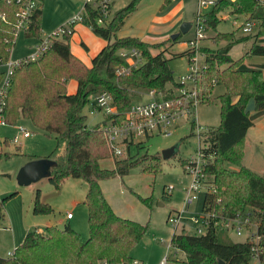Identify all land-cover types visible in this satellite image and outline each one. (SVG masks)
<instances>
[{
	"label": "trees",
	"instance_id": "obj_1",
	"mask_svg": "<svg viewBox=\"0 0 264 264\" xmlns=\"http://www.w3.org/2000/svg\"><path fill=\"white\" fill-rule=\"evenodd\" d=\"M140 1L131 0L118 9L104 26L96 24L92 15L85 19L84 24L106 40L90 66L71 52V35L64 34L53 39L38 60L20 64L11 74L4 117L9 124H15L19 119L29 120L34 127L65 142L63 161L56 160L48 179L55 186L66 177L80 178L86 183L83 203L87 208L89 236L84 241L68 224L63 228L49 225L45 232L29 230L9 257L0 256V264H121L134 260L131 250L146 234L149 223L143 224L114 212L100 182L125 176L138 166L144 171L157 173L161 169L162 154L146 152L125 158L112 157L113 168H102L99 162L111 156L109 147L98 123L87 125L82 109L93 95L103 91L111 95L112 104L123 112L151 90L169 95L175 87L181 86L164 51L152 53V45L139 37H116ZM224 10L256 17L262 22L255 34L238 37L236 31L218 33L215 38L225 40L224 46L217 49L201 47L207 68L197 76L196 82L202 98L209 101L216 85L213 80L226 84V91L219 97L221 124L204 133L210 145L208 151L216 153L217 157L204 170L207 190L202 212L213 213L216 220L249 216L251 223L253 220L256 223L255 232L260 240L256 244L248 237L245 242H235L230 238L229 230L215 225L211 219L204 234L175 230L171 242L186 254L184 259L175 260V264H221V261L223 264H251L255 258L259 264H264V175L242 163L247 133L254 125L251 112L246 113L245 108L250 99L255 98L256 110H264V75L258 69H240L242 60H234L229 54L234 44L251 39L247 55H264V45L257 42L258 36L264 34V6L258 0H236L233 3L223 0L207 14L208 30L217 27L218 14ZM4 11L7 19L0 18V63L9 59L14 45L10 21L15 5L0 2V12ZM41 14V10L36 11L33 23L24 34L26 37L40 36ZM131 48L142 52L144 63L123 72L130 62L119 52ZM185 53L190 57L193 50L188 49ZM3 73L1 68L0 79ZM68 79L76 82L72 93L67 92ZM141 147L139 144L138 148ZM227 163L238 168L231 169ZM150 199L141 197L149 207ZM32 210L34 214H46L52 210L40 201L39 190L35 192ZM253 244L258 246L257 253L252 251Z\"/></svg>",
	"mask_w": 264,
	"mask_h": 264
},
{
	"label": "rangeland",
	"instance_id": "obj_2",
	"mask_svg": "<svg viewBox=\"0 0 264 264\" xmlns=\"http://www.w3.org/2000/svg\"><path fill=\"white\" fill-rule=\"evenodd\" d=\"M131 0H117L113 10L128 5ZM40 36L26 37L22 32L15 38V43L10 50L9 61L16 62L30 56L37 45L42 43L49 34L59 29L77 15L82 7V0H42ZM212 8L205 11H211ZM197 12V0H141L138 8L125 21L124 26L116 33L117 38L126 36L139 37L146 40L152 53L164 51L170 59L177 82H182L183 77L191 73L190 57L185 53L188 50L189 40L195 37V29L182 33L176 40L172 36L180 31L183 22H193ZM220 21L216 28L207 30V37L200 42L202 46L217 49L226 44L225 40L216 39L218 33L236 31L238 37L246 35L242 25L246 20L245 15L233 14L224 10L218 14ZM76 29L83 28L84 33L76 29L69 39L70 47L76 51L86 49L82 40L94 47L92 40L99 42L106 40L93 33L85 24H75ZM85 29V30H84ZM80 34V35H78ZM90 36V37H89ZM61 37V36H60ZM82 38V39H81ZM252 45V40L237 42L229 54L234 60H242L239 68L242 70L258 69L264 75V55H247ZM199 65H204V53L198 52ZM3 70L7 69L4 65ZM194 79H187L186 84L192 85ZM75 83L68 79V89ZM226 91L224 81L218 82L211 93L209 101L205 99L198 104L196 109V126H192L194 119L183 118L174 129L172 136L154 135L144 139L142 147H132L131 156L161 153L164 149L177 146V153L169 159H162L159 172L144 171L142 166L134 167L125 176H114L101 181L105 194L113 199L114 207L121 213L120 216L149 223V229L138 244L131 250V256L141 264H161L168 257L167 264H175V260L184 259L185 252L178 250L171 242L173 234L178 228L179 232L185 229L187 233L195 234L197 225L194 218L202 213V205L206 193V186L202 185L198 191L191 192L195 200L188 201V189L193 183V174L185 171V160L196 156L199 149L198 133L214 129L221 124L220 95ZM148 97H145L147 99ZM90 98L83 109L88 126H94L103 120L102 112H92ZM252 113L256 120L254 127L245 140L243 165L264 175V110H255ZM16 127L25 128L30 132L29 137L20 140L15 145L4 139L17 135ZM199 129V130H198ZM4 141V142H2ZM65 142L57 139L55 135L34 127L29 120L19 119L15 124L0 126V256L9 257L13 250L23 241L29 230L38 229L45 232L49 225L63 228L68 224L65 215L72 212L74 219L69 221V226L86 241L89 236L87 222V208L83 203L86 193V183L80 178L66 177L58 186L52 184L47 177L41 178L28 185H19L16 176L19 169L27 162L39 158L63 161ZM102 168L112 169V156L99 162ZM227 167L237 169V165L227 163ZM174 190L168 194V187ZM36 190H39L40 201L51 207V212L46 214L33 213V200ZM104 194V193H103ZM104 194V196H105ZM106 197V196H105ZM141 197H151L150 207ZM3 205H1L2 201ZM108 200V199H107ZM114 211V210H113ZM171 218L180 214L179 226L175 227ZM119 215V214H118ZM175 216V218H174ZM255 221L242 229L239 234L230 231V238L235 242H245L256 230ZM101 264V263H100ZM251 264H259L255 258Z\"/></svg>",
	"mask_w": 264,
	"mask_h": 264
},
{
	"label": "built area",
	"instance_id": "obj_3",
	"mask_svg": "<svg viewBox=\"0 0 264 264\" xmlns=\"http://www.w3.org/2000/svg\"><path fill=\"white\" fill-rule=\"evenodd\" d=\"M42 0H0V2L11 3L15 5V11L11 13L13 15L10 24L12 26V33L15 43V38L19 33L25 34L33 23V17L36 11L41 10L40 2ZM117 0H82V7L80 12L75 15L69 22L53 33L49 34L42 40L40 45L35 47V51L27 57H24L16 62L7 60L5 63H0V69L6 65L7 69L3 70L4 73L0 79V126L9 124L4 117V106L7 91L10 85V76L13 73L15 67L22 63L38 60L46 51L51 41L56 38H61L64 34L72 35L75 24L84 21L90 15L93 16L94 21L99 26H104L110 22L114 15L113 7ZM175 1V0H170ZM223 0H197V12L195 20L192 22V27L195 29V37L186 43L188 49L193 50L190 55L191 73L189 77H183L181 86L175 87L171 94L167 95L162 91L151 90L142 99L134 102L130 108L123 112H120L118 107L112 104L111 95L106 92H100L93 95V102L91 103L92 112H102L104 118L98 123V128L102 131L109 151L112 157L125 158L132 154V147L134 145H141L144 139H149L154 135L172 136L174 129L177 127L178 122L183 118L194 119L192 126H196L195 115L196 109L199 103L203 101L201 96V90L197 85V76L206 70L207 65L204 62L203 66L199 65L198 52L200 50V42L207 37V13L206 10L213 8L219 2ZM229 2H235L236 0H227ZM260 4L264 6V0H258ZM246 16V20L242 25L244 33L255 34L258 32L261 19L256 17ZM7 12H0V18L6 21ZM191 27V28H192ZM61 36V37H60ZM257 42L264 45V34L259 35ZM11 50V49H10ZM120 55L128 58L130 62L129 67H124L123 72L128 71L132 67H138L144 63L142 52L137 48L122 49L119 52ZM205 60V54H204ZM194 79L193 84L190 86L186 84L187 79ZM213 84H217V80L212 81ZM145 97H148L145 99ZM90 103V102H89ZM195 122V123H194ZM12 125V124H10ZM17 135L10 139H4L15 145L20 144V140L29 137L30 132L22 127H16ZM199 130V129H198ZM203 132L198 133L199 137V149L196 156L185 160V171L193 174L194 180L190 188L188 189V201L191 203L195 200V196H191V192L198 191L204 183V170L205 168L217 157L216 153L208 151L210 145L206 142ZM2 141V142H4ZM206 186V185H205ZM173 186L168 187V192L172 193ZM72 213H66V218L70 219ZM175 218V216H174ZM211 219H214V224L227 229L229 231H236L241 233L242 229L251 224V218L249 216L236 218V219H221L216 220L213 213L202 212L194 218V223L197 225L195 234H204L210 227ZM175 224V227L179 226L180 214L177 218H169ZM178 230V228H176ZM251 240L256 244L260 240V236L256 232L250 236ZM252 245V251L257 253L258 246ZM11 255V254H10ZM168 257L161 264H167ZM121 264H141L138 260L134 259L129 263Z\"/></svg>",
	"mask_w": 264,
	"mask_h": 264
},
{
	"label": "water",
	"instance_id": "obj_4",
	"mask_svg": "<svg viewBox=\"0 0 264 264\" xmlns=\"http://www.w3.org/2000/svg\"><path fill=\"white\" fill-rule=\"evenodd\" d=\"M191 27H192L191 22H183L180 27V31L174 34L172 36V39L175 40L177 37L180 36V34L188 32L191 29ZM256 109H257L256 99L251 98L245 108V112L250 113L255 111ZM176 153H177V146L166 148L161 152L163 159H169L172 156H174ZM56 164L57 163L55 160H50L47 158L29 161L19 169L16 179L19 185L23 186V185H28L44 177L49 178L51 174V170L53 167L56 166ZM221 264H223L222 261Z\"/></svg>",
	"mask_w": 264,
	"mask_h": 264
},
{
	"label": "crops",
	"instance_id": "obj_5",
	"mask_svg": "<svg viewBox=\"0 0 264 264\" xmlns=\"http://www.w3.org/2000/svg\"><path fill=\"white\" fill-rule=\"evenodd\" d=\"M76 29V27H74V30ZM78 30H80V32H82V34L84 33L83 31V28L82 27H79L78 29H76L75 33H78ZM85 30V29H84ZM80 35V34H78ZM90 37V36H89ZM82 39V38H81ZM93 43H94V47H92V45H89L87 43H85L83 40L82 42L84 43V46H85V49H86V54L83 52V51H76L77 53L74 52V50L70 47V50L71 52L76 56L78 57L84 64H86L87 66H90L91 64V60L92 58L100 51V49L105 45L103 41L99 40V42L97 41H94L92 40ZM74 81V80H73ZM75 82V81H74ZM76 89V82L72 84V86L70 87V89H68V93H72L74 92ZM251 119L253 120L254 124H255V119L253 118L252 116V113H251ZM254 127V125L248 130V133L250 132V130ZM248 133H247V137L246 139L248 138ZM25 139V138H24ZM39 159H42V158H39ZM56 161V160H55ZM100 187L102 189V192L105 194V190H104V187H103V183L100 182ZM106 196V199H108V202L109 204L111 205L112 209L114 210V212H116L117 214H123L121 213L116 207H114V204H113V199L111 200L109 198V196L107 194H105ZM68 213V212H67ZM72 213V212H70ZM122 216V215H121ZM65 218H66V215H65ZM74 219V215L72 213V217L70 219H67V222H68V225H69V221L73 220Z\"/></svg>",
	"mask_w": 264,
	"mask_h": 264
}]
</instances>
